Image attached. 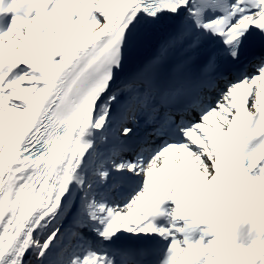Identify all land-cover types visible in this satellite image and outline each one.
Returning <instances> with one entry per match:
<instances>
[{
	"label": "snow or ice",
	"instance_id": "6c2138e0",
	"mask_svg": "<svg viewBox=\"0 0 264 264\" xmlns=\"http://www.w3.org/2000/svg\"><path fill=\"white\" fill-rule=\"evenodd\" d=\"M0 264H264V0H0Z\"/></svg>",
	"mask_w": 264,
	"mask_h": 264
},
{
	"label": "bare ground",
	"instance_id": "6f19581e",
	"mask_svg": "<svg viewBox=\"0 0 264 264\" xmlns=\"http://www.w3.org/2000/svg\"><path fill=\"white\" fill-rule=\"evenodd\" d=\"M9 20L11 19V14L8 15Z\"/></svg>",
	"mask_w": 264,
	"mask_h": 264
}]
</instances>
